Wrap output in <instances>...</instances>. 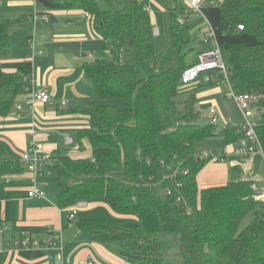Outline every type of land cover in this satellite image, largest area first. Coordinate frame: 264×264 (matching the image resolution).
Masks as SVG:
<instances>
[{"label":"trees","instance_id":"trees-1","mask_svg":"<svg viewBox=\"0 0 264 264\" xmlns=\"http://www.w3.org/2000/svg\"><path fill=\"white\" fill-rule=\"evenodd\" d=\"M22 1L32 0L7 3ZM104 1L107 9L95 0L33 3L90 17L94 33L111 57L83 63L93 96L85 99V107L70 110L88 118V127L75 133V141L81 151L86 140L90 156L74 158L62 147L49 156L58 205L105 200L116 213L135 216L136 222L79 220L76 227L89 241L113 247L119 256L138 263L161 264L158 236L178 234L183 264H264V206L253 199L254 182L207 189L197 184L210 159L197 155L195 144L218 131L228 145L241 135L231 124L223 128L211 122L199 124L196 88L181 89V76L192 67L185 63L187 23L171 22V38L153 58L154 27L143 2ZM118 1L121 7L113 8ZM200 11L214 31L232 93L258 98L256 134L264 159V0H203ZM31 17L0 15V61L11 56L14 31L30 23ZM145 64L155 69L148 78L140 70ZM222 79L215 71L203 85ZM30 80L29 68L6 73L0 64V117L9 115ZM185 93L187 98L180 100ZM118 100L124 102L123 109L106 104ZM24 172L20 159L0 144V182ZM3 227L0 223V231ZM2 259L0 250V263Z\"/></svg>","mask_w":264,"mask_h":264},{"label":"crops","instance_id":"crops-1","mask_svg":"<svg viewBox=\"0 0 264 264\" xmlns=\"http://www.w3.org/2000/svg\"><path fill=\"white\" fill-rule=\"evenodd\" d=\"M32 3L12 2L10 6ZM58 16L66 18L65 27L63 23H59ZM50 17V23H45L39 18L35 32L45 33L51 52L43 55V51H35V41L33 53L27 55L12 52L11 56L0 61L6 73H16L21 67L29 68L30 87L33 90L46 89L51 97L50 103L35 106L32 113L25 103L28 92L24 89L17 97L9 115L0 117V144L19 159L33 142L41 146L44 156H50L59 147L67 148L74 158L90 156L91 149L87 141L82 140L81 151L75 141V133L88 127V118L83 114L70 113V110L85 107V99L93 96V88L84 76L82 70L84 62L78 56L72 57L74 61L72 62L71 56L66 54V48L63 46L67 42H74L77 45L74 54L79 53L88 61H93L91 54L94 48L90 45L100 39L92 29L90 17H85L78 11H52ZM42 23L50 25V28L43 27ZM61 36H75V39L66 41L61 39ZM26 44H29L28 40ZM27 49L30 50L28 46ZM62 102H65L64 106H61ZM225 151L227 153L223 162L210 161L199 173L197 178L199 189L249 180L242 172L245 171L242 164L239 165L240 161L243 163V159L231 153V146ZM228 156L230 158L226 161ZM49 166L50 161L38 178V186L44 192L45 199L28 197L31 183L27 171L18 178L0 182V223L6 228L1 243L3 259L0 264H86L89 260L98 264H142L119 256L113 247L89 241L76 227L79 220L102 219L98 217L105 213L113 218L120 217L122 220L129 218L137 220L136 217L117 215L109 202L94 199L85 201V207L78 209L74 219L70 220L69 215L76 203L58 205L55 176L52 184V181H49L51 176ZM251 175L250 172L249 177ZM252 176L255 179L252 182L256 186L264 185V179L257 175ZM58 233L61 235V250L45 243L50 234ZM23 237L37 241V245L13 247L12 242Z\"/></svg>","mask_w":264,"mask_h":264},{"label":"rangeland","instance_id":"rangeland-1","mask_svg":"<svg viewBox=\"0 0 264 264\" xmlns=\"http://www.w3.org/2000/svg\"><path fill=\"white\" fill-rule=\"evenodd\" d=\"M102 9H107L108 5L104 0H95ZM140 2H143L146 9L149 10L152 25H153V40H152V55L153 58L158 56L161 51L164 49V47L167 45L171 38V30H170V24L172 21H175L179 23L185 17L187 16V9L186 4L180 0H139ZM34 3V2H33ZM24 5L20 4L17 6H10V3H0V15H33L34 14V7L36 8V12L39 13V18L42 19L43 15L48 14L49 18L50 14L52 13L51 10L46 9L40 5ZM176 4H181L180 8H176ZM112 7L115 9H119L121 7V2H115L112 4ZM66 18L58 16V21L60 24H64ZM43 27H46L47 29L50 28V25H46L45 23H42ZM187 30L185 32V37L187 39V44L184 47V51L186 52L185 55V63L189 66H193L196 64H199L200 60L199 57L202 53H205L207 51H210L212 49L211 45L205 44L203 40V36L205 32L208 30V24L205 21V19L200 14H192L190 21L187 23ZM60 28V27H59ZM52 31V30H51ZM53 33V32H52ZM63 33V32H61ZM45 33L42 31H33V28L31 27V24L28 23L22 28H18L14 31L12 35L11 40V48L12 52L14 53H25V54H31V42L32 39L36 41L34 50L43 51V55H45L48 51L51 52V46L48 45L49 42H46ZM31 37V38H30ZM57 38V36H55ZM75 36H61V39H64L66 41H70ZM30 38V39H29ZM28 40V47L30 50L27 49V42ZM99 40V39H98ZM91 48H94L92 50V57L94 60H110V55L103 49L102 43L99 40L97 43L90 45ZM63 48H66V51L69 56L72 57L78 56L80 60L83 62H89L85 57H82L79 53L74 54L75 50L77 49V45L74 42H67L63 46ZM74 54V55H73ZM141 73L145 78L150 77L155 73V69L153 67V64H145L140 67ZM214 72H203L200 78H197L193 82H190L188 84L181 83V89L188 90V89H195V95L197 98V105L196 109H198L201 112L200 118L197 120L199 124H207L211 121L212 116L209 115V109L214 108L216 112V123L220 126H225L227 124H231L232 126H236L242 122V117L237 109V106L235 102L227 97V95L230 92V87L228 84L224 81H217L214 84L205 86L203 85L208 79L209 74H213ZM186 94V93H185ZM187 98L186 95H182L179 99L185 100ZM106 104L114 105L120 109L124 108V102L122 100L118 101H108ZM235 144L228 145L224 136L223 132L218 131L215 136L212 138L206 139L204 141L197 142L195 144V153L197 155H202L204 152L212 151L215 149L219 150H226L228 147H232ZM261 155H257L253 161V167H251L249 173L248 171H242L246 176L248 177V181H255L252 175H257L259 178L264 179L262 166L264 165V159L261 158ZM230 157L228 156L226 161ZM243 164L241 161L239 162V165L241 166ZM52 166V165H51ZM49 166L51 176L49 178V181H52V184H54V170L52 167ZM46 168V167H45ZM250 172L252 173L251 177H249ZM260 180V179H259ZM262 181V180H261ZM263 184V182H262ZM113 210V209H112ZM115 214L122 216L123 214L116 213ZM123 216H129L133 217L131 214H125ZM98 218H113V216H110L109 214H100ZM121 219L120 217H114ZM127 219V218H126ZM130 221L136 222L135 219H130ZM125 220V221H129ZM159 241L162 244V253H163V262L161 264H183V260L180 254V244L182 242L180 236L178 234H168V235H162L158 236Z\"/></svg>","mask_w":264,"mask_h":264},{"label":"built area","instance_id":"built-area-1","mask_svg":"<svg viewBox=\"0 0 264 264\" xmlns=\"http://www.w3.org/2000/svg\"><path fill=\"white\" fill-rule=\"evenodd\" d=\"M13 0H0V3L3 2H11ZM186 4L187 16L185 19L179 22V24H185L190 21L192 14H200V4L203 0H180ZM23 2V1H22ZM34 2V0H32ZM85 17H88L85 15ZM39 19V13L34 11L30 19V24L33 28V31L37 29V20ZM42 20L45 23H50L51 19L48 14L43 15ZM209 27V26H208ZM238 29L241 30L242 27L238 26ZM203 40L205 44L211 45L212 49L205 53H202L199 57V64L193 65L181 76V82L183 84H188L193 82L197 78H200L203 72H219L222 75V80L228 84L227 75L225 65L223 63L222 54L220 48L216 42L214 31L209 27L203 36ZM31 51L33 53L34 41L32 39L31 42ZM207 81V80H205ZM31 86V85H30ZM26 87V91L28 95L26 97V105L30 108L31 112L34 113L35 106L37 105H45L51 102V97L46 89L42 90H33L32 87ZM229 86V84H228ZM227 97L231 98L239 110L242 122L236 126H232L235 129L236 134L241 135L240 139L233 145L231 153L235 156L243 159L242 167L245 171H248L252 165L253 159L257 155H261L263 157V151L260 144V141L256 134L257 120H256V112L255 105L258 101V98L254 95L243 94V95H235L232 93L231 89ZM65 102L61 103V106H64ZM209 115L212 116L211 123L216 124V112L214 108L209 109ZM223 128V126H220ZM225 150H217V151H206L201 157L205 159H210V161L223 162L226 157ZM49 161V156L42 155L41 146L35 144L34 142L30 145L28 149L22 154L20 158V162L25 166L26 171L30 174V190L28 191V197L31 199H45L44 192L38 186V178L42 175L45 165ZM264 171V170H263ZM187 172L185 171L184 174ZM10 181V180H6ZM180 186V185H178ZM252 189L254 191L253 199L254 201L264 206V185L262 187H258L255 184L252 185ZM166 195L170 194V191L166 189ZM179 202V199L177 200ZM85 207V202H77L75 204V208L69 215V219L73 220L74 216L78 209ZM6 228L3 227L0 231V250L1 243L5 236ZM45 243L57 247L61 250V235L58 234H50ZM13 247H29L33 245H37V241L32 240L28 237L20 238L17 241L12 242ZM86 264H98L92 260L86 262Z\"/></svg>","mask_w":264,"mask_h":264}]
</instances>
